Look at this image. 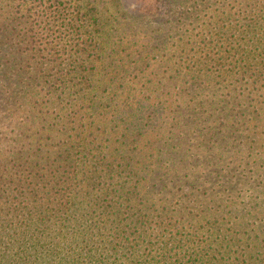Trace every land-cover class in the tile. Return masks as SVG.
Instances as JSON below:
<instances>
[{"label":"trees","instance_id":"obj_1","mask_svg":"<svg viewBox=\"0 0 264 264\" xmlns=\"http://www.w3.org/2000/svg\"><path fill=\"white\" fill-rule=\"evenodd\" d=\"M73 12L81 49L42 63L0 0V264H264V203L237 220L219 192L181 194L200 160L221 183L238 166L263 190L264 0H82ZM191 42L200 56L169 75L184 79L170 95L152 61ZM198 202L217 210L196 218Z\"/></svg>","mask_w":264,"mask_h":264},{"label":"rangeland","instance_id":"obj_2","mask_svg":"<svg viewBox=\"0 0 264 264\" xmlns=\"http://www.w3.org/2000/svg\"><path fill=\"white\" fill-rule=\"evenodd\" d=\"M14 11H17L15 15L18 18L17 25L18 30L22 29L23 34L28 35V37H32L30 35L35 36L34 45L29 46V50L34 47L37 50V56L39 57L42 63H45V59L53 58H66L65 54L77 50V46L81 49V44L86 36V26L82 27L84 24L80 22L78 19L76 20L75 27L72 28L71 19L74 10H78L82 6V0H12ZM121 5L123 8H128L130 11L137 10V7L141 5V0H121ZM54 7H59L61 9V13L59 15H54L51 13V10ZM190 25V24H189ZM186 25L183 30L185 35H188L187 29H190ZM49 29V31H47ZM190 32V31H189ZM30 39V38H29ZM185 40V38H184ZM173 41H171L172 43ZM201 47L197 44L191 42L190 45L187 46L186 52L189 54H184L182 58L179 60L178 57L181 55L180 52L176 56H173L171 52L175 51L174 48H169L166 50V53L163 54V62H160L159 59L152 61V69L154 72L157 70L160 77L162 78V83H170L173 85L172 88H168L167 91L170 95H175L176 93H180V91L174 86L181 87L184 84L183 76H179L172 83L170 81L169 75L173 74L177 76V71L182 70L181 67L187 68L191 67L193 63L197 60V57L200 56V52H197V48ZM28 50V53L30 51ZM51 52V54H49ZM87 54V53H86ZM85 54V55H86ZM54 55V56H51ZM189 59H186V57ZM219 55L216 54L215 51L211 53V57L217 58ZM50 61V60H49ZM50 65L49 67H51ZM218 68V66L210 64L208 68ZM229 66H226L224 69L227 70ZM206 68V66H204ZM46 69V67H45ZM58 69V68H56ZM62 69V68H61ZM64 69V68H63ZM176 69V70H174ZM58 72H48L52 76H57ZM219 75L217 72L213 73V76L216 77ZM132 77V76H131ZM96 82V78L93 79ZM217 80V78H216ZM76 81V80H75ZM73 81V83L75 82ZM73 83H69V87L73 86ZM68 83L61 84V87H65ZM96 86L97 83H94ZM225 87L228 91L234 89V86H231L230 83H225ZM217 85L213 84L212 89L206 93L201 95L203 100L210 101V93L215 91ZM239 90V88L237 89ZM77 91V89L70 90V93ZM232 93V92H231ZM217 101L211 103V105L216 106ZM106 105V104H105ZM45 112L51 113L52 110H45ZM199 141L198 134L193 136V146L196 147V143ZM235 151H238L236 149ZM156 156V153L153 154ZM241 156L245 159L246 154H241ZM226 162V159L224 160ZM252 162V160H250ZM260 163V162H259ZM198 170H195V174L198 176L196 181H192V177L189 175V185L182 186L181 194L183 196L189 197L190 192H194L197 195L203 196V193H208L212 195H217L220 193L222 196L223 210L225 212H229L231 209L233 211L232 217L234 219H241L243 213L252 212L256 205H262L264 203V186L263 190L257 194L258 190H256L259 186L258 182H254L253 179H250L248 176V171H243L242 167L235 166L231 168V171L228 175H225V178L231 179V182L227 184L221 183L218 176L214 174H209L210 171L206 169V165H203L202 160L198 163ZM208 168V167H207ZM203 169L205 173L203 172ZM190 174V173H189ZM188 179V178H186ZM221 185V187L219 186ZM174 188V185H173ZM171 188V189H173ZM50 186H47V189L43 191V195L47 193L50 195ZM58 190H53L52 193L56 194ZM219 192V193H218ZM166 196H161L160 198L156 197V199L160 202H157V205H162ZM185 200H193V197H189V199L184 198ZM175 199H173L174 201ZM234 201L235 205L233 207H227L229 201ZM189 202V201H188ZM217 203H212L205 205L203 202H198L197 204H190L189 213L193 214L196 218L200 215L208 214L215 212L217 210ZM92 211V210H91ZM78 213H81L80 211ZM264 213V210H262ZM192 215V216H193ZM223 217V216H222ZM224 223H226L224 221ZM229 223V222H228ZM229 227V224H228ZM190 230H180L177 232L178 236H191L193 235L195 242L202 239L200 235L195 237L194 232H189ZM191 239V238H190ZM192 241V240H191Z\"/></svg>","mask_w":264,"mask_h":264}]
</instances>
